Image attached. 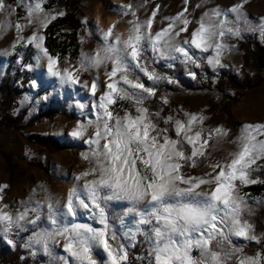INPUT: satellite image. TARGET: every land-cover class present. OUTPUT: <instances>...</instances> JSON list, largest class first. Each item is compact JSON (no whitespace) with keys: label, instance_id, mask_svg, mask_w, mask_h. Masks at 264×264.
<instances>
[{"label":"snow or ice","instance_id":"snow-or-ice-1","mask_svg":"<svg viewBox=\"0 0 264 264\" xmlns=\"http://www.w3.org/2000/svg\"><path fill=\"white\" fill-rule=\"evenodd\" d=\"M42 3L43 0H36L34 5L29 6L28 19L31 24L35 17L38 24L46 28L47 23L56 17L49 14L42 17ZM4 7L3 0H0V11ZM124 7L129 10L132 8L131 5ZM243 7V3H236L228 9L213 7L203 13L191 31L189 25L192 21L185 16V8L177 16L166 18L171 22L153 33L152 25L159 9L157 5V9L145 21H129L131 27L127 37L114 32L113 25L103 31V44L100 48L93 54L81 53L77 72L98 70L103 66L106 81L94 105L97 109L95 119L77 124L70 133L72 137L85 139L89 144V152L82 155L92 166L76 177L84 181L82 191L77 193L74 189L65 207L68 215L75 216L74 200L87 208L90 205L85 202L86 198L98 210L99 223L103 227L61 223L57 218V210L49 203L48 219L52 228L50 231L34 233L29 238L31 242L41 244L43 250L48 252L49 241L62 237L66 240L64 249L73 258L74 264H98L93 256L97 248L106 253L105 264H125L128 259L127 250L116 242L114 232L110 234V225L107 223L106 207L110 200L131 202L133 207L129 211L137 212L139 224H152L156 221L150 238L155 264H229L236 254H243L242 247L237 248L232 244L233 236L261 242L264 234L257 236L254 225L243 219L245 213L250 215L251 211L238 188L259 182L258 178H252V173L264 166L257 165V161L264 159V123L242 125L240 134L230 141L237 146L236 150L229 152L224 160L210 163L208 166L211 172L202 176L187 174L184 170L186 165L195 168L200 158L210 155L207 153L209 141L214 137L218 140L227 137L230 130L223 126L206 130L202 127L206 116L185 112V119L163 117L164 123H171L176 133L175 138L169 136V129L161 128L153 120L154 116L160 117V112L150 113L149 108L144 106L147 99L156 96L157 89L146 86L135 75L139 71L150 81L164 79L154 70H148L143 59L147 50L159 57L178 53L193 63L196 58L191 54L192 48L202 52L213 50L214 55L208 57V63L223 67L222 53L232 47L223 43V39L227 35L240 36L239 27L228 25H238L246 18ZM232 14H235L234 20L229 19ZM132 15L136 13L133 11ZM15 27L20 32L24 26L16 24ZM259 27L264 34V18H261ZM38 31L27 39L46 58L48 72L59 77L63 83H81L79 75H74L67 68L57 71L59 58L51 55L44 47L45 37L39 35ZM182 33H187L188 38L177 41L176 38L181 37ZM83 86L89 88L95 96L99 77L92 80L90 85L84 81ZM161 99L163 103H168L166 97ZM118 101L130 102L135 114L125 109L124 115H120L113 107ZM196 125L201 127L193 131ZM90 128L93 131L89 132ZM185 145L190 146V151H185ZM7 187L6 184L0 187V193ZM2 201L3 195L0 194ZM138 204L145 205V210H139L136 207ZM5 208L7 205L0 208V232H3L7 243L14 246L8 234L14 228L22 229V222L27 220L28 213L36 212L37 209L25 208L23 212L13 215L5 211ZM38 219L39 214L36 219L27 222L35 224ZM26 246H31V243ZM194 249L199 252L198 256L193 255ZM60 260L68 264L66 257H60ZM238 264H264V253L244 255Z\"/></svg>","mask_w":264,"mask_h":264},{"label":"rangeland","instance_id":"rangeland-1","mask_svg":"<svg viewBox=\"0 0 264 264\" xmlns=\"http://www.w3.org/2000/svg\"><path fill=\"white\" fill-rule=\"evenodd\" d=\"M3 2L5 7L0 11V80L5 74L8 56L14 48L17 45L30 44L27 38L37 32V29H39L38 34L45 37L47 28L41 27L35 17L29 24L28 9L30 5L35 4L36 0H3ZM236 3L244 4L242 11L246 14V18L241 20L238 25H228L229 27H239L241 34L238 37L231 35L224 37L223 43L232 47L222 53L223 67L219 65L213 66L208 63V57L214 55L213 50L202 52L199 49L192 48L190 51L196 58L195 63L183 59L178 53L165 57L153 55L154 63H160L164 66H168L177 57H180L185 70L183 80L175 89L171 87L173 82H169L174 81L173 78L169 74H164L166 85L155 96L157 100L162 102L164 109L160 114L159 121L161 123L153 117L154 122L158 123L161 128L167 127L169 129L168 135L175 138L176 133L173 125L171 123L166 125L163 117L173 116L178 119H185L183 115L185 112L202 113L207 117L202 125L206 130L217 126H223L225 129L230 130L227 137L219 138V140L214 137L209 141L207 153H210V155L206 154L205 157L200 158L201 162L195 168L185 166L184 170L187 174L202 176L206 172L212 171L208 166L210 163L216 160H224L229 152L236 150L237 146L230 143V141L235 140L240 134L242 125L264 123V69L259 72L261 81L255 87L239 94V96L235 90L219 89L215 84L220 71L226 68H229L234 76L238 78L241 76L243 64L241 51L237 46L239 40L253 37L257 42L264 44V34H262L259 27L261 18H264V0H246V2L245 0H187V2L186 0H79L80 19L83 27L79 32L81 47L77 59L73 60L69 55L56 56L59 58L57 71L67 68L74 75H79L81 83L75 85L63 83L59 77L52 76L47 70L46 58L42 57L41 51L35 47L34 43H31L34 47V55L30 62L23 66V69L28 74L27 83L24 91L16 100L12 114L17 116L22 109L27 108V113L22 120V125H26L29 118L37 113L39 108L45 109V103L48 100L64 96L69 101L65 109L52 118L46 117L31 126L0 129V187L5 184L8 185L0 193L3 195L0 208L7 205L4 210L13 215L23 212L25 208L37 209L36 212L28 213L27 220H34L39 214V219L36 220L35 224L28 223L26 220L22 222V229H13L16 233L23 232L26 229L32 230L22 239L20 245L22 250L21 258L29 257L31 260L29 264H63L60 257H66L68 264H74L73 258L64 249L63 245L66 243L64 238L57 237L54 241L50 240L48 252L43 250L41 244H35L29 239L34 233L42 230H51L52 226L48 219L49 210L47 207L49 203L57 210V218L61 223L87 224L94 228L103 227L99 223L98 210L91 206L90 201L85 197L82 196L81 198H85V202L89 203L90 206L87 208L82 207L77 200H74L76 205L75 216L68 215L65 207L68 196L74 189L77 193L82 191L81 185L84 181L77 180L76 177L92 166L90 161L85 160L82 155L89 152V144L86 143L85 139L72 137L70 133L77 124L87 123V121L95 119L97 109L94 105L98 102V97L102 94L106 81L105 68L103 66L98 70H80L77 72L81 63V53L93 54L100 48L103 44V31L113 25L115 26L114 32L122 33L124 37H127L131 27L129 21L135 19L141 22L145 21L151 16L152 11L157 9V5L159 9L152 25L153 33L166 27L171 22L166 18L177 16L185 8H187L185 16L192 21L189 25V30L191 31L197 26L196 22L204 12L216 6L221 9H228ZM125 5H131L132 8L129 10L124 7ZM42 7L44 9V13L40 14L42 17L45 14L58 17L61 15H57V13H65L66 11L65 5L46 8L44 0ZM133 11L136 13L135 16L132 15ZM229 19L234 20L235 14L230 15ZM50 22L47 23V26ZM16 24L24 26L20 32H17ZM70 29V26L62 25L56 28L55 32L63 35ZM181 38H188V34L182 33L181 37L176 39L179 41ZM43 44L46 47L45 39ZM203 54L205 56L201 60ZM38 57L40 58L38 59ZM201 61H204L210 67L212 75L206 76L202 73L200 79L194 81L195 75H193L192 67L198 68ZM244 69L250 74L256 70L251 63H248ZM97 76L99 77V87L96 95L93 96L90 89L83 86V82L87 81L90 85L91 81L96 79ZM139 77L146 86L153 87L146 83L149 80L143 73L139 72ZM20 81H18V84L22 87ZM36 90H41V93L34 97L35 100L33 99L29 104ZM163 97L167 98L168 103H163L161 99ZM146 101L144 106L148 107ZM80 105H84V107L81 108ZM130 111L135 114L133 107ZM149 111L152 113L150 108ZM121 115H124V112ZM199 127L201 125H196L193 131L198 130ZM10 129H14L16 132ZM91 131L93 129L90 128L89 132ZM33 134L51 135L60 140L61 143L65 140H70L74 143V147H64L57 151L46 150L38 143L29 142V136ZM11 154L10 163H8L11 164L10 170L7 167L5 157ZM257 165H264V159L257 161ZM91 178L88 177L87 179ZM255 184L240 187L244 189L246 196H252L253 192L246 188ZM202 187L207 188L208 186ZM110 201L123 202L127 205L124 213L119 217L117 225L122 230V236L127 240L129 247L130 240L134 234L141 229L144 232L148 243V254L145 256L138 255L137 264H155L150 238L152 236L151 229L156 224V221H153L152 224H139L138 220L140 217L137 212L129 211L133 207L131 202L127 200ZM136 207L139 210H145L146 206L138 204ZM236 238L241 239L239 237ZM30 243L31 246H26ZM0 244L9 245L4 238L3 232H0ZM95 252L101 258L102 263L105 264L107 260L106 253L99 248L95 249L93 253ZM196 253L197 250L194 249L193 255L196 256ZM256 253L247 256H255ZM0 264L5 263L0 260Z\"/></svg>","mask_w":264,"mask_h":264},{"label":"trees","instance_id":"trees-1","mask_svg":"<svg viewBox=\"0 0 264 264\" xmlns=\"http://www.w3.org/2000/svg\"><path fill=\"white\" fill-rule=\"evenodd\" d=\"M57 5H65L66 11L63 15L53 19L47 26L45 31V45L54 56L63 57L69 55L71 59H77L81 42L79 40V32L82 30L83 24L80 19L79 12V0H44V6L50 8ZM68 25L70 30L63 35L56 34V28ZM238 49L241 51L242 69L241 76L238 78L234 76L229 68L220 71V74L215 82L216 87L219 89L227 90L233 89L236 94L243 93L245 90L255 87L260 81V70L264 69V44L257 42L253 37H247L244 40L238 41ZM34 55V47L32 44L17 45L12 53L8 56V62L5 74L0 80V129L1 128H19L21 126H31L35 122L43 120L44 118H52L57 113L62 112L69 99L61 96L58 99H50L45 103V109L39 108L37 113L32 115L26 125H22V120L27 113V108L22 109L17 116L12 114V111L16 105L18 96L24 91L27 83L28 74L23 69L24 64L30 62ZM204 54L201 56V60L204 58ZM143 59L147 63L149 71H155L164 79L159 81H148L147 84L154 86L157 92L161 91L165 83L164 74H169L174 80L171 85L172 89L183 80L185 76V70L181 62V58L177 57L174 62H171L168 66H164L160 63H154L153 53L151 50H147L143 54ZM251 63L255 68V72L250 74L244 68ZM194 72V81L200 79L203 73L206 76L212 75V70L204 62H200L198 68L192 67ZM139 76V72L135 73ZM22 84V87L18 84V81ZM41 93V90H36L33 94L31 101ZM148 107L152 113L163 112L164 106L161 101L156 97H150L146 101ZM28 104V105H29ZM28 107V106H27ZM114 109L121 115L125 109L130 110L133 106L128 101H118L113 106ZM155 117V116H154ZM160 117H155V120L159 121ZM29 142L38 143L42 145L46 150L57 151L64 147H74V143L70 140L60 142L57 138L51 135H37L33 134L29 136ZM185 151H190V147L185 145ZM5 157L7 167L11 170L10 157ZM201 160L197 162L200 163ZM252 178H258L259 183L248 186L246 189L253 192L252 196H246L244 189L239 187L238 191L241 195L245 196L247 200L248 208L251 214L245 213L243 219L248 220L254 225L255 234L261 236L264 234V166L260 167L258 171L252 173ZM238 183V182H237ZM126 204L123 202L107 201L106 215L107 223L110 225V234L115 233L116 242L123 245L127 249L128 259L125 264H137V256H145L148 254V243L144 235L143 230L135 233L130 240V247L127 240L122 236V230L118 228L117 222L119 217L124 213ZM32 230L26 229L23 232L16 233L12 231L8 234L9 239L14 241L13 245L0 244V260L5 264H29L31 260L29 257L21 258L22 250L20 245L25 235L29 234ZM232 244L237 248H243V254H236L229 264H238V260L242 255H253L258 251L264 252V238L260 243L255 241L245 240L243 238L237 239L235 236L231 238ZM199 255L197 251L196 256ZM94 258L98 261V264H103L101 258L97 253H93ZM33 262V260H32Z\"/></svg>","mask_w":264,"mask_h":264},{"label":"crops","instance_id":"crops-1","mask_svg":"<svg viewBox=\"0 0 264 264\" xmlns=\"http://www.w3.org/2000/svg\"><path fill=\"white\" fill-rule=\"evenodd\" d=\"M35 100V99H34ZM10 130H12V129H10ZM12 131H14V129L12 130ZM14 132H16V131H14ZM28 141V140H27ZM4 166H5V162H4Z\"/></svg>","mask_w":264,"mask_h":264}]
</instances>
